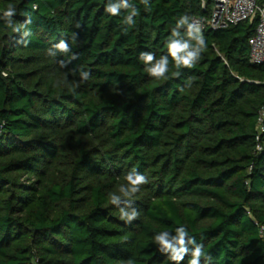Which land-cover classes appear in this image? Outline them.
Here are the masks:
<instances>
[{"label": "trees", "instance_id": "1", "mask_svg": "<svg viewBox=\"0 0 264 264\" xmlns=\"http://www.w3.org/2000/svg\"><path fill=\"white\" fill-rule=\"evenodd\" d=\"M213 7L0 0V264H264L259 15Z\"/></svg>", "mask_w": 264, "mask_h": 264}, {"label": "built area", "instance_id": "2", "mask_svg": "<svg viewBox=\"0 0 264 264\" xmlns=\"http://www.w3.org/2000/svg\"><path fill=\"white\" fill-rule=\"evenodd\" d=\"M259 15V22L250 37V59L254 63L264 62V3L259 0H214V7L206 23L218 29ZM205 25V20H196ZM195 22V23H196ZM1 133V128H0ZM258 148H261L259 145Z\"/></svg>", "mask_w": 264, "mask_h": 264}, {"label": "clouds", "instance_id": "3", "mask_svg": "<svg viewBox=\"0 0 264 264\" xmlns=\"http://www.w3.org/2000/svg\"><path fill=\"white\" fill-rule=\"evenodd\" d=\"M12 14V9L10 8L7 12L6 15H11ZM185 63H188V61L186 60ZM130 179V177H129ZM132 183L134 184H138V183H147V181L144 180L143 176L137 177V179L135 181H132ZM135 191V189H134Z\"/></svg>", "mask_w": 264, "mask_h": 264}, {"label": "rangeland", "instance_id": "4", "mask_svg": "<svg viewBox=\"0 0 264 264\" xmlns=\"http://www.w3.org/2000/svg\"><path fill=\"white\" fill-rule=\"evenodd\" d=\"M196 27H197L198 33L201 35L202 34V28L204 27V25L200 22L199 23L196 22Z\"/></svg>", "mask_w": 264, "mask_h": 264}]
</instances>
